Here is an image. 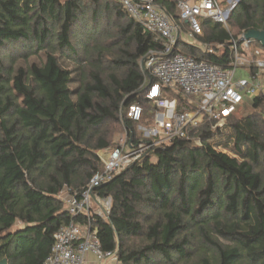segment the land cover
<instances>
[{"label": "trees", "instance_id": "1", "mask_svg": "<svg viewBox=\"0 0 264 264\" xmlns=\"http://www.w3.org/2000/svg\"><path fill=\"white\" fill-rule=\"evenodd\" d=\"M162 3L178 20L175 3ZM110 18L116 33L104 44L96 37L107 36L99 25ZM230 25L236 40L263 29L264 0H240ZM203 27L202 41L223 47L181 50L228 66L231 35L220 25ZM158 47L117 0H0V262L45 263L56 232L70 222L60 195H80L102 171L97 152L113 146L108 124L140 142L135 126L158 111L146 98L141 63ZM40 54L43 62H29ZM4 57L26 65L15 69ZM164 93L180 111L196 108L178 89ZM247 101L241 111L251 114L237 116L238 106L227 118L234 156L210 143L216 121L206 119L97 188L111 200L109 215L93 217L104 252L121 264H264V96ZM135 103L140 123L123 114Z\"/></svg>", "mask_w": 264, "mask_h": 264}, {"label": "built area", "instance_id": "2", "mask_svg": "<svg viewBox=\"0 0 264 264\" xmlns=\"http://www.w3.org/2000/svg\"><path fill=\"white\" fill-rule=\"evenodd\" d=\"M117 1L146 32L154 36L159 45L142 60L147 75L144 92L146 98L158 109L152 127H144L142 132L144 137L154 141L151 143L142 139L134 144L131 137L127 149L119 146L109 152L107 158L102 160V171L92 177L80 195L68 194L66 211L70 222L56 232L51 252L44 264H84L88 254L95 255L99 260L114 258L112 252L103 251L93 227L95 215L104 217L111 210V200L102 198L97 188L134 164L153 146L164 147L175 139L187 137L190 130L199 128L206 119L216 121L214 129L224 128L228 116L244 103L245 97L253 99L264 96V60L258 59L259 51L251 50L254 40H247L246 32L236 40L231 32L230 18L240 0ZM162 1L175 3L178 20H175L171 10ZM205 23L220 25L231 35L233 55L228 66L198 60L181 50V44L205 53H213L216 48L223 47L202 41ZM240 42L246 54L239 52ZM252 66L256 72L251 74L249 81L234 82L239 68L250 69ZM167 88L178 89L186 96L195 98L196 108L180 111L177 99L165 97L164 90ZM123 114L127 119L140 123L143 108L135 103L124 110ZM195 142L201 144L200 139Z\"/></svg>", "mask_w": 264, "mask_h": 264}, {"label": "rangeland", "instance_id": "3", "mask_svg": "<svg viewBox=\"0 0 264 264\" xmlns=\"http://www.w3.org/2000/svg\"><path fill=\"white\" fill-rule=\"evenodd\" d=\"M109 17V16H108ZM113 17V16H112ZM112 18H110V21L109 23H101L99 26V28H105L106 30V33H107V36H104V37H99V35H97L96 39L97 40H102L104 41L103 43L104 44H108L110 43V36L111 35H114L116 33V29H115V26L113 25L114 24V21L112 22L111 20ZM230 28H231V32L232 30V27L230 25ZM235 31V29L233 30V32ZM80 41L83 42V43H87L85 37H79ZM91 45V44H90ZM243 46H242V42L239 43V52L241 54H246V52H243ZM251 50L256 52V51H259L260 54L258 55V59L260 58L261 60H264V51L260 50L257 46L255 45H252L251 47ZM83 53V52H81ZM80 53V54H81ZM83 55V54H82ZM45 60V56L43 54H40L39 56H34V57H31L29 59V62L30 63H34V62H43ZM4 63L7 65V66H14L15 69L19 68L20 66H25L26 63L23 61V60H19L18 58L15 59V61L13 59H11L10 57H4ZM142 64V63H141ZM250 76H251V73H250V69L249 68H239L236 72V75L234 77V82L237 83L241 80H247L249 81L250 80ZM73 88H77L78 87V81L75 82L73 85H72ZM252 100V98L249 99V101ZM247 101V102H249ZM252 111L249 110V108H246L244 109V111H241V107L239 106L235 112V114H237V116L239 115H247V114H251ZM152 122L148 123V121H144L143 123L141 124H138L135 126V134L137 136V138H140V140L142 139H145L146 141H151V138H146L144 137L145 135L143 134V128L144 127H152ZM215 125L212 127V131L217 133L216 136H214V138L210 141V143L220 152H223V153H226L230 156H234L235 155V152L233 151V148L235 147V144L232 140V136H231V133L229 131V124H228V121H227V124L226 126H224V128H217V129H214ZM260 127L262 129V132H263V135H264V124H260ZM108 128L109 130V135L111 136L112 138V142H113V146L110 148V149H107V150H104V151H98V155L100 156L101 160L102 159H106L107 158V155L109 154V152L111 150H113V148H116V147H123L125 149H127L128 147V142H129V130H126L125 127H123L122 125L120 124H113V123H110L108 124V126L106 127ZM148 137V136H147ZM147 152V151H146ZM144 152V154L146 153ZM262 174L264 176V169H262ZM67 194L66 196L68 197V194H69V191H66ZM66 202V201H65Z\"/></svg>", "mask_w": 264, "mask_h": 264}, {"label": "crops", "instance_id": "4", "mask_svg": "<svg viewBox=\"0 0 264 264\" xmlns=\"http://www.w3.org/2000/svg\"><path fill=\"white\" fill-rule=\"evenodd\" d=\"M163 2V1H162ZM163 4V3H162ZM164 6H166L167 8H169L168 7V5L167 4H163ZM170 9V8H169ZM247 99H250V98H246L245 100H247ZM103 160V159H102ZM66 193V191L65 192H63L61 195H60V197H61V199L65 202L67 199H68V197L66 196L67 194H65ZM67 202V201H66ZM66 202H65V211H66V208H67V206H66ZM84 264H121L120 262H119V260L117 259V258H108V259H105V260H99L95 255H93V254H88V256L86 257V260H85V262H84Z\"/></svg>", "mask_w": 264, "mask_h": 264}, {"label": "water", "instance_id": "5", "mask_svg": "<svg viewBox=\"0 0 264 264\" xmlns=\"http://www.w3.org/2000/svg\"><path fill=\"white\" fill-rule=\"evenodd\" d=\"M247 40H254L260 42L264 47V28L261 30H251L245 34ZM0 264H7L6 260L0 262Z\"/></svg>", "mask_w": 264, "mask_h": 264}]
</instances>
